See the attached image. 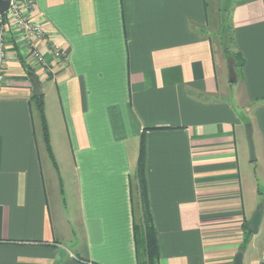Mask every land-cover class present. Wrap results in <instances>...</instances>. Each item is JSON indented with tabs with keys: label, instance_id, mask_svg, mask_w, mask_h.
<instances>
[{
	"label": "crops",
	"instance_id": "obj_1",
	"mask_svg": "<svg viewBox=\"0 0 264 264\" xmlns=\"http://www.w3.org/2000/svg\"><path fill=\"white\" fill-rule=\"evenodd\" d=\"M210 1L211 25L208 0H34L46 66L26 63L9 31L0 264H143L133 228L141 139L158 263L234 264L240 253L264 264V0H235L225 20ZM223 20L227 52L212 40ZM259 207L254 234L244 226Z\"/></svg>",
	"mask_w": 264,
	"mask_h": 264
},
{
	"label": "built area",
	"instance_id": "obj_2",
	"mask_svg": "<svg viewBox=\"0 0 264 264\" xmlns=\"http://www.w3.org/2000/svg\"><path fill=\"white\" fill-rule=\"evenodd\" d=\"M7 3L6 9L0 11V87L5 81V64L7 42L6 35L10 30L18 31L21 41L25 47L24 59L26 63L46 66L41 49L35 41L39 43L45 40V32L40 23L32 19L34 10V0H3ZM48 51L55 62L62 60L64 53L61 49L48 42Z\"/></svg>",
	"mask_w": 264,
	"mask_h": 264
},
{
	"label": "trees",
	"instance_id": "obj_3",
	"mask_svg": "<svg viewBox=\"0 0 264 264\" xmlns=\"http://www.w3.org/2000/svg\"><path fill=\"white\" fill-rule=\"evenodd\" d=\"M224 22V21H223ZM227 27L222 24L219 30V39L223 43V35L226 33ZM224 44V43H223ZM224 51H228V47L223 46ZM234 60L233 70H238L240 68L242 62L241 58L238 54L232 55ZM36 110L41 119L42 125V137L45 142V146L49 157L53 160L50 145L48 132L46 128L44 113H43V98L42 96L36 98ZM144 165H145V148H144V140L141 139L140 148H139V156L137 161V166L135 170V182L137 189H135V199L133 200L134 211L138 213V221L135 220L134 224V239L135 246L137 250L143 254L145 260L143 264H159V256H158V246L156 233L154 230L152 218L149 212L148 200H147V191L145 186V178H144ZM54 166L56 167L55 163ZM136 216V215H135Z\"/></svg>",
	"mask_w": 264,
	"mask_h": 264
},
{
	"label": "water",
	"instance_id": "obj_4",
	"mask_svg": "<svg viewBox=\"0 0 264 264\" xmlns=\"http://www.w3.org/2000/svg\"><path fill=\"white\" fill-rule=\"evenodd\" d=\"M7 7V3L3 0H0V11L3 12ZM233 79H231L232 81ZM31 81L33 84V94L35 96L42 95L41 87L39 82L34 76H31ZM246 141L248 147L249 161H253L255 159L254 145L252 140V132L250 127H246ZM262 220V208L259 207L250 220L245 224V229L250 231L251 233H257L259 225ZM234 264H242V254H238L235 258Z\"/></svg>",
	"mask_w": 264,
	"mask_h": 264
},
{
	"label": "rangeland",
	"instance_id": "obj_5",
	"mask_svg": "<svg viewBox=\"0 0 264 264\" xmlns=\"http://www.w3.org/2000/svg\"><path fill=\"white\" fill-rule=\"evenodd\" d=\"M235 0H219V2H220V6L223 8V11H225V12H223L222 11V13H223V15H222V18H224V20H225V17H226V12L230 9V7L232 6V4H233V2H234ZM208 2H209V5L211 6V11H210V13H209V23H210V25L213 23V21L215 20V17H214V15H213V10H212V4H211V1L210 0H208ZM223 20V21H224ZM223 24H224V22H223ZM225 25V24H224ZM226 27V26H225ZM213 31V30H212ZM218 34V31L216 30V32H215V35H214V33L212 34V36H213V42H215V43H213V46H217V44L218 43H220V45H222V46H226V47H229L230 45V43H229V38H230V34L228 33V30L226 31V33H224V35H223V43L220 41V39H218L219 40V42L217 43L216 41H217V34ZM219 45V44H218ZM218 47V46H217ZM215 47V49H214V52H215V54H217L219 51V49L218 48H220V47ZM228 85V87H230L231 89H233V84H227ZM34 117H35V124H36V127L38 128V127H40V120H39V116H38V114H37V112H34ZM41 128H42V125H41V127L39 128V130H41ZM37 136H39V137H41V139H42V134L40 133V135H37ZM42 143V142H41ZM51 164H52V162H51ZM56 168V167H55ZM54 171H55V169H54Z\"/></svg>",
	"mask_w": 264,
	"mask_h": 264
}]
</instances>
